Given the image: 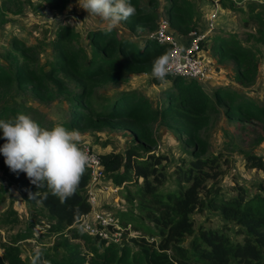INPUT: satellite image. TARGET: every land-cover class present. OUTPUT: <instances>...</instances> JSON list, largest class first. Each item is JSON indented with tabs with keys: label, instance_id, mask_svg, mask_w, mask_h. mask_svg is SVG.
<instances>
[{
	"label": "trees",
	"instance_id": "obj_1",
	"mask_svg": "<svg viewBox=\"0 0 264 264\" xmlns=\"http://www.w3.org/2000/svg\"><path fill=\"white\" fill-rule=\"evenodd\" d=\"M239 1L217 0L222 8L244 12L246 17L243 23L252 22L257 33L256 40L264 43V0H246L242 6L237 4ZM46 2L50 8L59 9L68 0ZM131 3L136 7L137 14L121 25L128 34L144 30L153 32L158 20L156 0H147L146 3L131 0ZM163 13L170 29L178 35L184 36L198 26L189 0H165ZM138 26L140 31L137 30ZM76 36L77 33L71 27L59 26L52 41L56 61L50 66L49 72H37L26 62H16L14 79L17 85H29L35 91L45 88L44 81L48 79L57 92H62L66 87L64 80L55 73V70L60 71L77 85L75 90L67 92L69 126L96 130L110 127L129 133L133 145L123 154L103 153L99 154V159L104 174L113 183L123 186L129 182L138 184L137 208L151 221L154 227L151 236L158 239L149 241L144 236L131 237L129 241L136 247L132 250L125 244L118 247L115 243H105L72 227L89 210L86 197L88 168L76 194L61 204L46 187L37 188L25 173H14L3 162L4 172L21 191L23 199L32 207L38 206L39 211L44 212L51 222V228L47 229L49 233L53 231L55 236H59L61 229H66L72 238L83 241L87 248L85 254L90 255L86 260L75 246L68 245L58 257L48 258L49 264H264V179L255 183V192L252 194L237 186L234 194L226 198L215 195L205 201L212 180L220 174V156L204 154L207 140L201 134L212 113L217 111L215 104L220 102L225 103L222 111L227 119L264 123V94L263 103L256 104L224 85L215 86L208 94L195 81L171 77L170 86L162 90L164 106L161 108L152 107L149 100L137 90H119L112 96H99L101 103L95 107L90 102L95 89L104 83L121 82L127 74L145 73L150 76L152 83H162L153 77L152 67L156 58L168 53V45L157 43L152 38H143L138 45L117 29L107 33L97 26L86 33L91 47L90 56L86 59L83 50L74 44ZM208 38L210 52L218 63L232 61L234 69L231 79L242 86L251 84L257 71L256 57L251 48L241 44L232 35H210ZM18 48L21 55H27L25 52L30 51L20 43ZM9 78V73L0 64L1 84L7 85ZM12 114H16L13 108L4 106L0 110V117L5 116L3 120L14 118L10 116ZM154 122L181 136L183 142L191 146V151L197 155L186 166L174 168V176L188 183L184 189L175 192L158 190L164 179L165 164L162 161L166 158L150 151L155 145L152 133ZM244 166L259 170L264 175V157L260 155L245 154ZM209 180L207 188L206 182ZM37 191L39 195L30 199L29 194ZM203 207L216 211L225 222L235 224V233L241 234L240 240L229 236L226 223L216 227L199 224L194 228L191 216ZM73 209H78L75 216ZM119 220L125 223L120 217ZM145 230L152 232L150 229ZM28 235L26 230L18 234L15 240L27 238ZM187 238H190V244L184 247L182 242ZM12 247L7 245L3 248L0 264H19L17 256L12 254Z\"/></svg>",
	"mask_w": 264,
	"mask_h": 264
},
{
	"label": "rangeland",
	"instance_id": "obj_2",
	"mask_svg": "<svg viewBox=\"0 0 264 264\" xmlns=\"http://www.w3.org/2000/svg\"><path fill=\"white\" fill-rule=\"evenodd\" d=\"M189 1L193 5V13L198 26L202 27L204 12L213 8V1L215 0ZM140 2L146 3L147 0H140ZM156 2L158 17L166 19V15L163 13L165 0H156ZM245 2L246 0H241L237 4L242 6L245 5ZM217 4L216 27L211 36L232 35L241 44L251 48L256 57L257 71L251 84L247 86L236 84L231 79L234 69L232 61L225 60L218 63L216 57L210 52V38H208L201 47L207 61L209 78L206 85L203 83L201 87L204 92L210 94L214 89L212 84L216 82L226 86L231 91L243 94L256 104H262L264 43L256 40L257 33H255V26L252 22L249 21L246 25L243 23L246 17L244 12L222 8L218 2ZM245 10L246 7L243 11ZM73 17L81 23L88 18V14L79 8L77 0H68L59 9L50 8L46 0H0V64L10 76L7 85L0 82V110L4 106L13 108L16 114L10 116L29 115L42 127L48 129H51L55 124H63L69 129L79 130L82 134V142L88 143L92 150L98 154L108 152L123 154L129 146L133 145L126 130L110 127L99 130L84 129L67 124L70 115L67 92L77 88L76 83L69 76L55 70L58 77L64 80L66 86L62 92H57L48 79L44 81L46 87L40 91L32 90L29 85H17L14 79L13 72L16 62H26L37 72H49L50 66L56 61L52 41L57 28L62 25L71 27L77 33L74 39L75 46L83 50L86 59L90 56L91 47L86 39V33L88 30L97 27L98 24L94 18H89L80 26L75 27L73 23H70ZM116 29L118 32L128 35V38L138 45L143 38H151L150 32L147 30L128 34L122 25ZM19 43L30 50L25 52L27 55L20 54ZM122 78L121 82L104 83L97 87L95 94L90 98V102L97 107V104L101 103L99 96H112L119 90H137L149 100L152 107L161 108L164 106L162 90L170 86L169 78L158 84L152 83L150 76L145 73L127 74ZM224 105V102L215 104L217 111L212 113L208 125L201 132L207 140L204 154H219L220 156V174L212 180L205 201L215 195L226 198L234 194L237 186L245 188L248 194H252L255 192V183L264 179L261 171L244 166V155L247 153L264 157V123L227 119L222 111ZM4 118L5 116H1L0 120ZM152 133L155 138V145L150 148V151L154 154H162L166 158L165 161H162V164H165L163 170L165 175L158 190L175 192L184 189L188 183L180 181L174 176V168L186 166V163L197 155L191 151V146H187L183 142L181 136L174 134L159 122L152 124ZM5 142L4 139H0V147ZM4 159L3 155L0 154V244H4V246L0 245V254H2L5 246L11 245L14 248L12 254L17 256L20 261L19 264H32L36 248L42 249L44 253L42 259L47 260L51 256L58 257L66 250V246L73 245L76 250L80 251V256L84 254V258L87 260L90 255L85 254L87 248L81 239L72 238L71 233L67 232L66 229H61L59 236H55L53 231L49 233L47 229L51 228V222L45 217L44 212L39 211L38 206H30L23 199L21 191L11 183L8 173H5L2 167ZM104 179L111 181L106 173ZM206 183L208 188L210 180ZM137 186L138 184L134 182L126 183L116 193L117 207L113 208L111 205L108 207L115 210L118 219L120 217L125 223L129 222V229H131L132 234H135V237L144 236L149 241H157L156 236H151L154 231L151 221L147 220L144 217V212L137 208ZM110 199L109 195L104 200L109 201ZM104 203L101 204L104 206ZM191 217L194 228L199 224L216 227L226 223L229 226V236L236 240L241 238V234L235 233L237 229L235 224L225 222L216 211L208 207H203L200 212L193 213ZM145 229H150L152 232L148 233ZM26 230L29 233L27 238L15 240L18 234ZM79 230L82 233L81 229ZM131 237L127 235V232H124L119 243L115 244L118 247L125 244L130 249L135 250L136 247L129 241ZM189 244L190 238L182 242L184 247H189Z\"/></svg>",
	"mask_w": 264,
	"mask_h": 264
},
{
	"label": "clouds",
	"instance_id": "obj_3",
	"mask_svg": "<svg viewBox=\"0 0 264 264\" xmlns=\"http://www.w3.org/2000/svg\"><path fill=\"white\" fill-rule=\"evenodd\" d=\"M77 4L88 14V18L81 23L73 17L70 23L78 27L89 18H94L107 33L137 14L131 0H77ZM137 30H141L139 26ZM171 71V53L154 60L152 75L157 80L166 81ZM0 133V138L6 141L0 147V154L12 172L25 173L31 183L39 189L46 187L61 204L76 194L92 160L81 146L82 134L79 130L69 129L63 124H55L48 129L29 115L17 114L14 118L0 120ZM38 195V191L30 193L29 198L34 199ZM73 211L75 216L78 209ZM43 255L42 249L36 248L32 264H49L42 259Z\"/></svg>",
	"mask_w": 264,
	"mask_h": 264
},
{
	"label": "built area",
	"instance_id": "obj_4",
	"mask_svg": "<svg viewBox=\"0 0 264 264\" xmlns=\"http://www.w3.org/2000/svg\"><path fill=\"white\" fill-rule=\"evenodd\" d=\"M213 4L212 9L204 12L202 27L197 26L184 36L174 33L167 19L158 17L156 27L150 33V37L157 43L168 45V53H171L172 71L166 80L179 77L183 80L195 81L201 86L203 83L206 85L209 71L200 43L204 39L207 40L216 27L217 0L213 1ZM178 37H186L187 41L182 43ZM81 146L92 158L86 183L89 210L82 214L72 226L81 229L83 234L104 240L105 243H119L124 232H127L128 236L135 237L129 229V223L123 225L115 210L108 207V205L113 208L117 207L116 193L123 187V184L117 185L106 181L99 154L93 151L86 142H82ZM109 195L111 199L104 200ZM102 202H105L104 206Z\"/></svg>",
	"mask_w": 264,
	"mask_h": 264
},
{
	"label": "crops",
	"instance_id": "obj_5",
	"mask_svg": "<svg viewBox=\"0 0 264 264\" xmlns=\"http://www.w3.org/2000/svg\"><path fill=\"white\" fill-rule=\"evenodd\" d=\"M182 43H185L187 41V38L186 37H178Z\"/></svg>",
	"mask_w": 264,
	"mask_h": 264
},
{
	"label": "water",
	"instance_id": "obj_6",
	"mask_svg": "<svg viewBox=\"0 0 264 264\" xmlns=\"http://www.w3.org/2000/svg\"><path fill=\"white\" fill-rule=\"evenodd\" d=\"M218 84L215 82L212 84V87L214 88L215 86H217Z\"/></svg>",
	"mask_w": 264,
	"mask_h": 264
}]
</instances>
